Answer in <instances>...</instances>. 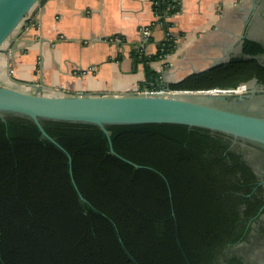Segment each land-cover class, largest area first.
<instances>
[{"label":"trees","instance_id":"16d2710c","mask_svg":"<svg viewBox=\"0 0 264 264\" xmlns=\"http://www.w3.org/2000/svg\"><path fill=\"white\" fill-rule=\"evenodd\" d=\"M177 7L178 0H157L152 9L168 29L165 18ZM177 39L168 32L153 55L131 50L144 64L139 90L264 85V46L250 39L240 55L163 84L148 63L172 54ZM40 124L59 146L28 117L0 116V264L264 259V168L250 163L263 148L175 123L107 125L108 137L89 122L41 118Z\"/></svg>","mask_w":264,"mask_h":264},{"label":"crops","instance_id":"0c3cea01","mask_svg":"<svg viewBox=\"0 0 264 264\" xmlns=\"http://www.w3.org/2000/svg\"><path fill=\"white\" fill-rule=\"evenodd\" d=\"M259 4L178 0L165 29L151 0H40L0 49V86L45 96L135 94L145 72L131 50L153 55L168 32L178 38L175 50L148 66L163 84L175 83L240 55L245 39L264 41Z\"/></svg>","mask_w":264,"mask_h":264},{"label":"water","instance_id":"95a60500","mask_svg":"<svg viewBox=\"0 0 264 264\" xmlns=\"http://www.w3.org/2000/svg\"><path fill=\"white\" fill-rule=\"evenodd\" d=\"M38 1L0 0V49ZM179 9L178 6L177 11ZM261 87L264 88V85ZM255 93L254 88L241 95L189 92L176 96H45L0 86V116L15 113L28 117L41 134L57 146L42 128L41 118L93 123L107 137V125L184 124L221 132L234 140L239 139L264 149V112L249 109L256 99ZM196 97L202 99L196 100ZM109 146L113 152L110 140Z\"/></svg>","mask_w":264,"mask_h":264},{"label":"built area","instance_id":"2783aa9c","mask_svg":"<svg viewBox=\"0 0 264 264\" xmlns=\"http://www.w3.org/2000/svg\"><path fill=\"white\" fill-rule=\"evenodd\" d=\"M157 3V0H151L152 6ZM36 6V5H35ZM34 6V7H35ZM33 7V8H34ZM32 8V9H33ZM173 8L172 6H169V9ZM32 11V10H31ZM31 11L25 16L24 20H30L31 17ZM155 19L158 20L159 16H157L155 13ZM169 17L165 18V20H168ZM141 34L143 39H147L150 36V28L149 27H144L141 29ZM110 42H120L121 39L118 36H113L108 39ZM74 74H77L76 71L73 72ZM256 88V85L254 82H244L238 84L236 87L233 88H214L210 90H203V91H197V92H202V93H213V94H226V95H241L245 94L251 90ZM189 93V91H177L169 88H144L141 90H138L135 94H142V95H167V96H176V95H181Z\"/></svg>","mask_w":264,"mask_h":264},{"label":"flooded vegetation","instance_id":"af4514ba","mask_svg":"<svg viewBox=\"0 0 264 264\" xmlns=\"http://www.w3.org/2000/svg\"><path fill=\"white\" fill-rule=\"evenodd\" d=\"M258 17H260V18H258V22L261 24V25H263V27H264V0H260V4H259V7H258ZM264 35V34H263ZM259 42H261L262 43V45L264 46V41H259ZM263 58L264 57V55L263 56H260L259 57V59L260 58ZM261 62V61H260ZM264 64V63H263ZM252 82H254V81H252ZM254 84L256 85V87H257V85L258 84H256V82H254ZM259 86H261V85H259ZM250 92V91H249ZM248 93V92H247ZM258 101H254V102H252V105H254L253 106V110H258V109H260L261 108V106H259V105H257V104H255V103H257ZM261 102H263V101H261ZM264 150V149H263ZM256 153V154H255ZM255 155L254 156H251V158H250V163L253 165V166H256L257 164L256 163H254V160H256L259 164L258 165H260L261 166V168L263 169L264 168V152L263 151H255ZM262 183H264L263 181H262ZM262 218L264 219V215L262 216ZM260 264H264V259L262 260V262L260 263Z\"/></svg>","mask_w":264,"mask_h":264},{"label":"rangeland","instance_id":"374dc122","mask_svg":"<svg viewBox=\"0 0 264 264\" xmlns=\"http://www.w3.org/2000/svg\"><path fill=\"white\" fill-rule=\"evenodd\" d=\"M260 30H261L262 33H264V27H263V25L260 27ZM259 60L261 61V63H264V57L263 58L261 57ZM255 89H256V93H255L256 99L254 101H258L255 104L261 106L260 109H261V111L264 112V88H262L261 86L257 85V87ZM251 91H253V90H251ZM198 99L200 100L202 98L201 97H196V100H198ZM261 101H263V102H261ZM253 106L254 105L251 104L250 107H249V109L250 110L254 109ZM254 163L257 164V167H260L261 168V166L258 165L259 163L256 160H254ZM258 257H260V259H261L262 256L260 254H258Z\"/></svg>","mask_w":264,"mask_h":264}]
</instances>
